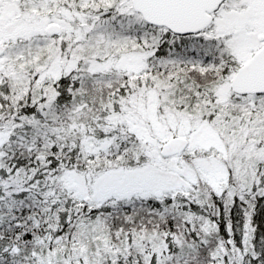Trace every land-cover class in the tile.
<instances>
[{
	"label": "snow or ice",
	"instance_id": "1",
	"mask_svg": "<svg viewBox=\"0 0 264 264\" xmlns=\"http://www.w3.org/2000/svg\"><path fill=\"white\" fill-rule=\"evenodd\" d=\"M0 264H264V0H0Z\"/></svg>",
	"mask_w": 264,
	"mask_h": 264
}]
</instances>
